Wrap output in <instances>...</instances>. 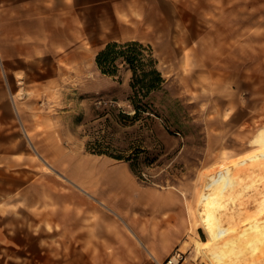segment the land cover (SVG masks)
Listing matches in <instances>:
<instances>
[{"label": "rangeland", "instance_id": "rangeland-1", "mask_svg": "<svg viewBox=\"0 0 264 264\" xmlns=\"http://www.w3.org/2000/svg\"><path fill=\"white\" fill-rule=\"evenodd\" d=\"M37 2L42 12L17 11ZM5 7L0 115L11 131L3 140L0 125V264H66L64 238L56 227L51 235L50 196L71 155L94 148L127 164L110 154H135L138 179L179 187L182 260L211 264L196 256L194 238L205 233L192 227L200 194L213 187L208 174L264 137V0H0ZM105 12L131 30L97 36ZM134 39L149 45L164 78L151 94L158 115L135 120L131 70L119 64L112 75L95 63L108 41ZM249 253L239 264H264Z\"/></svg>", "mask_w": 264, "mask_h": 264}, {"label": "crops", "instance_id": "crops-1", "mask_svg": "<svg viewBox=\"0 0 264 264\" xmlns=\"http://www.w3.org/2000/svg\"><path fill=\"white\" fill-rule=\"evenodd\" d=\"M17 11L36 14L42 12L41 3ZM0 13L1 20L8 19L10 9ZM32 22L42 27L39 18ZM99 25L100 37L131 30L106 12ZM15 77L24 81L23 75ZM10 123L2 113L3 140L10 138V128L5 129ZM71 157L63 169L67 180L51 192L49 213L51 235L56 227L70 254L66 264H161L178 249L188 226L187 202L179 187L140 180L125 161L103 153L74 152ZM177 264L203 263L186 259Z\"/></svg>", "mask_w": 264, "mask_h": 264}, {"label": "bare ground", "instance_id": "bare-ground-1", "mask_svg": "<svg viewBox=\"0 0 264 264\" xmlns=\"http://www.w3.org/2000/svg\"><path fill=\"white\" fill-rule=\"evenodd\" d=\"M250 142L252 149L235 164L223 161L208 174L213 187L199 196L192 227H201L205 239L195 237L193 245L196 256L211 264H239L247 252H259L255 260L264 263V137L254 136ZM218 199L225 201L223 206Z\"/></svg>", "mask_w": 264, "mask_h": 264}, {"label": "trees", "instance_id": "trees-1", "mask_svg": "<svg viewBox=\"0 0 264 264\" xmlns=\"http://www.w3.org/2000/svg\"><path fill=\"white\" fill-rule=\"evenodd\" d=\"M95 63L103 73L116 75L119 64L131 70L129 79L130 93L128 99L133 108L131 119L140 118L143 113L151 117L150 114L158 115L157 109L151 101L152 93L159 89L164 81L160 70L156 67L149 45H144L138 40H126L119 42L108 41L100 48L95 55ZM129 116L128 114H126ZM92 152L106 153L102 149H91ZM118 159L130 161V167L134 172L139 169L135 164V154H110Z\"/></svg>", "mask_w": 264, "mask_h": 264}, {"label": "built area", "instance_id": "built-area-1", "mask_svg": "<svg viewBox=\"0 0 264 264\" xmlns=\"http://www.w3.org/2000/svg\"><path fill=\"white\" fill-rule=\"evenodd\" d=\"M183 258V252L176 249L161 264H177Z\"/></svg>", "mask_w": 264, "mask_h": 264}]
</instances>
